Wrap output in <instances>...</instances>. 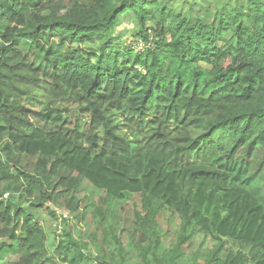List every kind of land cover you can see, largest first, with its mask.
Listing matches in <instances>:
<instances>
[{
  "label": "trees",
  "instance_id": "1",
  "mask_svg": "<svg viewBox=\"0 0 264 264\" xmlns=\"http://www.w3.org/2000/svg\"><path fill=\"white\" fill-rule=\"evenodd\" d=\"M29 96L77 103L88 129L49 104L35 123ZM0 138V261L185 264L203 235L193 264H264V0H0ZM84 181L106 194L101 253L71 232L50 251L39 213L76 211ZM136 197L127 237L106 207Z\"/></svg>",
  "mask_w": 264,
  "mask_h": 264
},
{
  "label": "rangeland",
  "instance_id": "2",
  "mask_svg": "<svg viewBox=\"0 0 264 264\" xmlns=\"http://www.w3.org/2000/svg\"><path fill=\"white\" fill-rule=\"evenodd\" d=\"M138 22L132 15H127L122 18L121 26L118 31L124 38L123 41L126 42L128 46H134V49L138 52H143L145 45L138 41ZM43 100V101H41ZM24 104L30 111H32V120L37 123V113L41 114L47 104L50 105L52 109H60L62 111V122L65 127L76 128L79 125L82 131H86L87 125L90 123V117L88 114L84 113L81 107L67 99L63 98H53L52 100H47L44 96L34 98L32 96L27 97ZM120 116H118V119ZM176 125L171 124V128H175ZM1 139V138H0ZM3 144V139L0 140V145ZM35 161L28 159L23 163L26 169L30 173L35 171ZM16 174L15 171H13ZM5 188H0V203L6 202V193L3 192ZM105 196L103 191L95 189L89 182L84 181L78 190L76 195L77 199L80 201L79 207L76 211H71L64 209L61 204L50 202L45 205V208L39 213L42 224L48 235V248L53 250L58 242L63 239V236L71 232L73 235L83 241L90 247V251L94 255H99L101 253V246L103 241V234L99 226L97 208L105 209ZM139 201V197H136L131 202L120 203L116 205L114 209L106 207V211L110 217L111 223L119 227V232L123 231L124 235L129 237L133 232L132 220L134 211V201ZM1 205V204H0ZM160 225L165 232V246L172 248L176 244L177 234L180 228V221L177 216L171 213H166L160 217ZM96 235L98 241L92 239V235ZM213 242L211 238L204 237L203 235L198 236L194 241L185 244L181 249L184 253L185 264H193L195 259V254L201 249L205 250L211 248ZM231 250H237V247L230 244L224 254L227 256ZM17 258L13 257L7 259L6 261H0V264H15Z\"/></svg>",
  "mask_w": 264,
  "mask_h": 264
}]
</instances>
